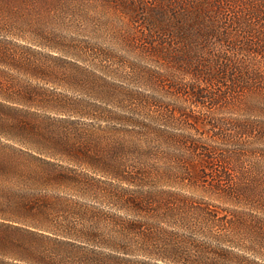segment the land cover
Here are the masks:
<instances>
[{
	"label": "rangeland",
	"instance_id": "374dc122",
	"mask_svg": "<svg viewBox=\"0 0 264 264\" xmlns=\"http://www.w3.org/2000/svg\"><path fill=\"white\" fill-rule=\"evenodd\" d=\"M221 154L264 176V0H0V264L89 263L38 226L40 209L131 217L108 197L133 185L106 162L142 169L144 188L177 206L248 212L223 194L238 173L218 176ZM192 215L175 230L209 240L211 223ZM116 254L114 264L155 262Z\"/></svg>",
	"mask_w": 264,
	"mask_h": 264
},
{
	"label": "trees",
	"instance_id": "16d2710c",
	"mask_svg": "<svg viewBox=\"0 0 264 264\" xmlns=\"http://www.w3.org/2000/svg\"><path fill=\"white\" fill-rule=\"evenodd\" d=\"M197 96L206 95L198 93ZM193 146L192 149L202 153L205 162L213 160V148L197 144ZM20 151L35 156L28 150ZM234 156L236 155L218 156L219 161L229 164L221 166L222 169L218 173H222L218 176L230 179L229 171L238 173L235 179L231 178L232 185L222 189L225 191L223 194L237 195L239 200L248 204L251 209L248 212L228 210L230 217L219 218L215 210L202 206V202L190 200L194 204L188 205L187 198L182 200L187 202L186 205L177 206V203L170 199L173 197L171 194L144 188L146 177L142 169L126 170L112 162H106L103 163L105 166L100 165L103 172L133 185L108 197L131 217L117 221L112 213L101 216L102 210H85L86 212H75V215H65L55 220L49 212L50 209L41 207L40 211L47 221L45 225L38 226L56 236L64 237L59 238V242L70 246L66 250L80 254L89 262L87 264H114L112 258L118 257L116 253H142L154 258V264H163V261L170 264H244L242 260H238L242 256L226 249L221 242L240 246L264 257V176H252L251 168L243 169L238 156L232 161ZM248 174L249 176H246ZM194 213L211 223L204 228V232L210 237L209 240H188V237L175 230V226L189 225V218L195 219L192 215ZM102 220H106L105 223L101 224ZM4 226L9 230L13 229L10 225ZM213 226L218 229L212 230ZM14 228L18 230V227ZM236 255L240 258L236 259Z\"/></svg>",
	"mask_w": 264,
	"mask_h": 264
}]
</instances>
